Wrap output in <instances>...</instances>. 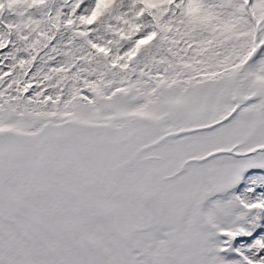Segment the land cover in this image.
Returning a JSON list of instances; mask_svg holds the SVG:
<instances>
[{
    "label": "snow or ice",
    "instance_id": "obj_1",
    "mask_svg": "<svg viewBox=\"0 0 264 264\" xmlns=\"http://www.w3.org/2000/svg\"><path fill=\"white\" fill-rule=\"evenodd\" d=\"M0 264H264V0H0Z\"/></svg>",
    "mask_w": 264,
    "mask_h": 264
}]
</instances>
